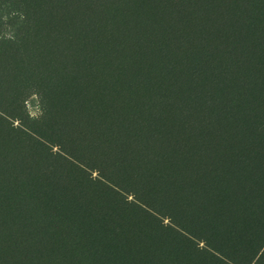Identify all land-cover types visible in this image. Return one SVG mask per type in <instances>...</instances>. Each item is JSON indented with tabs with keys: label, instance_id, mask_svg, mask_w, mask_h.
Returning a JSON list of instances; mask_svg holds the SVG:
<instances>
[{
	"label": "trees",
	"instance_id": "16d2710c",
	"mask_svg": "<svg viewBox=\"0 0 264 264\" xmlns=\"http://www.w3.org/2000/svg\"><path fill=\"white\" fill-rule=\"evenodd\" d=\"M85 1L94 5L93 14L79 13ZM221 1L205 8L194 40L181 38L174 45L165 26L170 17L158 0H0V14L13 15L7 30L0 32V55L15 93L24 99L40 93L56 109L89 107L106 115L109 128L118 120L116 112L108 114L116 111L120 98H127L117 106L118 115L142 127L143 142L151 139L154 147L151 152L132 150L148 160L142 169L151 160L152 172L158 164L170 171L176 157L181 163L177 172H192L189 182L196 184L191 188L188 178L178 177L186 195L201 206L207 192H213L208 230H190L195 228L190 220L181 224L199 241L211 235L213 220L221 216L222 190L228 185L250 189L253 217L264 202L255 196L258 190L264 193V46L256 42L264 39V0H223L216 8ZM59 11L67 14L62 17ZM248 11L257 15V22L242 14ZM220 83L228 98L220 96ZM250 96L253 105L246 101ZM216 108L226 112L205 117ZM248 115L253 116L250 149L227 145L229 140L211 128L222 122L237 126ZM155 129L160 131L155 134ZM227 176L237 177L233 181L240 186L224 182ZM238 194L245 210L246 199ZM211 249L219 258L218 248ZM250 258L253 264H264V243L253 240Z\"/></svg>",
	"mask_w": 264,
	"mask_h": 264
},
{
	"label": "rangeland",
	"instance_id": "374dc122",
	"mask_svg": "<svg viewBox=\"0 0 264 264\" xmlns=\"http://www.w3.org/2000/svg\"><path fill=\"white\" fill-rule=\"evenodd\" d=\"M212 2L158 0L170 17L165 25L169 40L174 45L181 38L194 40L200 17ZM222 6L223 0L216 8ZM90 9L94 5L85 1L78 11L93 14ZM242 14L257 22L256 14ZM12 18L0 14V32L7 30ZM256 24L260 31L261 24ZM256 42L264 46L262 37ZM217 85L220 96L228 98L222 84ZM211 86L206 84L207 89ZM16 95L0 55V264H253V240L264 243V202L253 217L250 189L228 185V191L222 190L221 216L213 220L211 235L197 240L181 224L190 220L195 226L190 230L207 231L213 192H207L201 206L186 195L178 177L188 178L192 172L178 173L181 163L176 157L169 163L170 171L158 164L152 172L151 160L142 169L148 160L132 150L151 152L154 147L151 139L143 142L142 127L125 123L118 115L117 106L127 98L119 99L116 111L111 107L114 112L108 115L116 112L118 121L109 128L106 115L89 107L62 110L37 92L25 99ZM246 101L253 105V96ZM225 112L216 108L205 117ZM251 115L237 126L222 122L211 128L229 140L227 145L250 149ZM236 179L227 176L224 182ZM187 180L191 188L196 186ZM262 192L258 190L257 199L264 198ZM238 193L246 199L245 210Z\"/></svg>",
	"mask_w": 264,
	"mask_h": 264
}]
</instances>
